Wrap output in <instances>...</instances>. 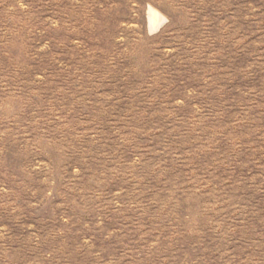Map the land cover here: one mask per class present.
Returning <instances> with one entry per match:
<instances>
[{
	"label": "rangeland",
	"instance_id": "374dc122",
	"mask_svg": "<svg viewBox=\"0 0 264 264\" xmlns=\"http://www.w3.org/2000/svg\"><path fill=\"white\" fill-rule=\"evenodd\" d=\"M0 264H264V0H0Z\"/></svg>",
	"mask_w": 264,
	"mask_h": 264
},
{
	"label": "bare ground",
	"instance_id": "6f19581e",
	"mask_svg": "<svg viewBox=\"0 0 264 264\" xmlns=\"http://www.w3.org/2000/svg\"><path fill=\"white\" fill-rule=\"evenodd\" d=\"M149 14H150L151 17L156 18V20H158V21H162V19H163L161 17V15L156 13L154 10H151ZM157 26H158V24H156L154 27H157ZM152 27H153V24L151 23L150 28L152 29Z\"/></svg>",
	"mask_w": 264,
	"mask_h": 264
}]
</instances>
